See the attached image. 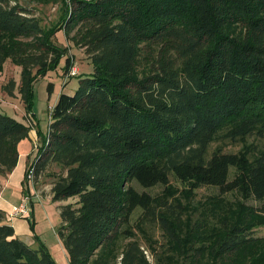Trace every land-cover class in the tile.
I'll use <instances>...</instances> for the list:
<instances>
[{"label": "trees", "instance_id": "trees-1", "mask_svg": "<svg viewBox=\"0 0 264 264\" xmlns=\"http://www.w3.org/2000/svg\"><path fill=\"white\" fill-rule=\"evenodd\" d=\"M58 6L44 26L16 0H0V71L5 60L19 68L32 123L33 83L62 58L65 76L71 68L56 31L91 65L72 94L57 96L46 133L35 131L23 174V184L28 171L48 179L68 264H150L130 224L135 210L136 231L161 232L157 264H264V237L255 235L264 228V0ZM29 129L0 114V176L14 168ZM155 186V196L144 191ZM200 187L217 192L190 206L185 195ZM32 240L35 248L14 236L0 210V264H56Z\"/></svg>", "mask_w": 264, "mask_h": 264}, {"label": "rangeland", "instance_id": "rangeland-1", "mask_svg": "<svg viewBox=\"0 0 264 264\" xmlns=\"http://www.w3.org/2000/svg\"><path fill=\"white\" fill-rule=\"evenodd\" d=\"M59 0H16L17 4L28 10V12L38 18L44 26H48L56 21L58 16L57 8ZM66 3L69 0H64ZM56 45L65 50V57L71 58V67L74 68L73 77H68L63 74L64 58L60 59L55 68L47 70L43 76L38 78L32 86L31 100L28 114L29 118L32 119L35 126H38L40 133L43 135L46 132L48 116L50 109L60 93L70 95L73 93L77 81L83 78L85 75L91 73L92 68L88 60L82 54L81 48L73 46L71 42H66L61 30L55 32L54 35ZM8 81H12L13 85L9 87ZM50 84V91L47 93L46 87ZM19 86V68L15 67L9 60H5L2 64L0 71V114L11 117L25 126H29V120H27L26 107L20 99L18 93ZM9 90V93H8ZM238 148L231 147L230 151L235 152ZM37 151V146H36ZM36 153L33 157H35ZM33 160V159H32ZM45 183V181H44ZM173 187L182 190V184L177 180L170 178L169 182ZM136 187V186H134ZM137 188V187H136ZM139 191L140 189L137 188ZM162 190L161 186H155L152 189L144 190L151 196L157 195ZM216 190L208 187H200L196 189L192 194H186V197H190V206H196L198 203H203L210 195L216 194ZM225 198L229 201L234 202L236 199L235 195H225ZM253 207H259V203L248 201ZM50 208L53 212L54 225L58 223V216L55 212L54 204L51 203ZM140 212L135 210L130 218V224L134 229L135 239L140 241V248L143 250V254L146 260L150 264H157L155 262V255L158 251L154 250L158 248L157 245L162 243L163 238L160 230L156 225H146L142 231H136V218H138ZM136 225H139L137 223ZM256 236L264 237V228L257 229ZM53 233L51 230L48 231L47 237L53 239ZM150 241H149V240ZM22 241L28 243V239L22 238ZM153 241V243H152ZM33 241H31L32 243ZM154 243L156 245H154ZM30 246V245H28ZM31 248H35L36 245L32 244ZM154 248V249H153Z\"/></svg>", "mask_w": 264, "mask_h": 264}, {"label": "crops", "instance_id": "crops-1", "mask_svg": "<svg viewBox=\"0 0 264 264\" xmlns=\"http://www.w3.org/2000/svg\"><path fill=\"white\" fill-rule=\"evenodd\" d=\"M29 128L27 137L17 143V161L14 168L9 174L0 176V210L4 213V223L12 227L14 236L20 239H28L26 244L32 246V244H35L32 240L34 234L47 248L49 255L56 264H68L66 254L55 235V228L59 222L56 226L54 225L53 212L50 208L52 202L49 194L50 185L47 184L48 179L39 177L31 184H23L24 171L27 165L33 161L36 146L39 144V135L35 131L37 130L40 133V129L38 126H34L33 122L29 123ZM23 196H26L29 200L26 204V218H10L8 216L10 208L17 206ZM52 204H54L55 212L58 215L57 204ZM26 219L32 221L33 233L29 230ZM49 230L54 235L53 239L47 237ZM31 241L33 242L31 243Z\"/></svg>", "mask_w": 264, "mask_h": 264}, {"label": "built area", "instance_id": "built-area-1", "mask_svg": "<svg viewBox=\"0 0 264 264\" xmlns=\"http://www.w3.org/2000/svg\"><path fill=\"white\" fill-rule=\"evenodd\" d=\"M74 75V68L71 67L68 71L67 76H73ZM49 120V116H48ZM25 181L26 183H32V174L30 171L26 173L25 176ZM28 198L26 196H23V198L19 201V204L17 206L11 207L10 212H9V217L10 218H26L27 216V210H26V204L28 202Z\"/></svg>", "mask_w": 264, "mask_h": 264}]
</instances>
